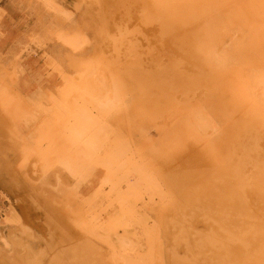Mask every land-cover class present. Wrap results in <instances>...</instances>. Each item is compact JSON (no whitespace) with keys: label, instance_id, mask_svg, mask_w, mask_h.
Returning <instances> with one entry per match:
<instances>
[{"label":"rangeland","instance_id":"1","mask_svg":"<svg viewBox=\"0 0 264 264\" xmlns=\"http://www.w3.org/2000/svg\"><path fill=\"white\" fill-rule=\"evenodd\" d=\"M141 1L0 0L4 261L257 264L264 0Z\"/></svg>","mask_w":264,"mask_h":264},{"label":"bare ground","instance_id":"2","mask_svg":"<svg viewBox=\"0 0 264 264\" xmlns=\"http://www.w3.org/2000/svg\"><path fill=\"white\" fill-rule=\"evenodd\" d=\"M123 2H124V0H122ZM148 1V0H147ZM155 1V0H154ZM160 3H161V1L163 2V3H166L167 2V0H166V2L164 1V0H158ZM241 1V0H240ZM100 2V1H99ZM125 2L126 3H128L129 4V6L131 7V5H132V7H131V10H130V12H127V9L124 11V9H123V12L124 13H122L121 12V15H120V12H119V14H117L118 15V20L120 21V24H121V27L123 26V24L121 23V21L122 20H124L125 18H127V17H131L132 15V13L134 14V17L137 15V14H139V11H144V5H143V3H142V1L141 2H139V0H125ZM149 2V1H148ZM153 2V1H152ZM158 2V3H159ZM169 2V1H168ZM167 2V3H168ZM109 3V2H108ZM155 3V2H154ZM157 3V4H158ZM171 3H172V1H171ZM171 3L169 2L168 4L169 5H171ZM174 3V2H173ZM230 3V2H229ZM101 4V3H100ZM99 4V5H100ZM117 4V3H116ZM156 4V3H155ZM156 4V5H157ZM167 4V5H168ZM183 5H184V3H183ZM159 6H161V5H159ZM163 6V5H162ZM173 6V5H172ZM174 6H175V4H174ZM185 6V5H184ZM104 7H105V5H104ZM149 7V6H148ZM187 7V6H186ZM189 7V6H188ZM127 8H128V6H127ZM159 8V7H158ZM169 8V7H168ZM148 9V8H147ZM146 9V10H147ZM164 9V8H163ZM121 11V10H120ZM147 12V11H146ZM237 12V11H236ZM147 13H151V12H147ZM234 13V12H233ZM166 14H167V12H166ZM139 15H141V13L139 14ZM159 15V14H158ZM165 15V14H164ZM190 15V14H189ZM232 15V14H231ZM146 16V15H145ZM169 16H170V14H169ZM175 16V15H174ZM177 16V15H176ZM186 16V15H185ZM236 16V15H235ZM116 17V16H115ZM153 18V17H152ZM115 19H117V18H115ZM135 19V18H134ZM167 19V18H166ZM170 19V18H169ZM240 19V18H239ZM239 19H237V20H239ZM126 20V19H125ZM244 20V19H243ZM130 21V20H129ZM131 21H133L132 19H131ZM242 21V20H241ZM240 21V22H241ZM126 22V21H125ZM127 22H128V20H127ZM168 22H169V20H168ZM172 22V21H171ZM124 23V22H123ZM129 23V22H128ZM155 23V22H154ZM153 23V24H154ZM161 23V22H160ZM129 24H132L133 25V23H129ZM119 25V24H118ZM125 25V24H124ZM170 25V24H169ZM159 26V25H158ZM155 27V26H154ZM172 27V26H171ZM122 29V28H121ZM146 29V28H145ZM122 31V30H121ZM125 31V30H124ZM159 31V30H158ZM173 31V30H172ZM247 31V30H246ZM108 32V31H107ZM118 32H120V26H119V28H118ZM249 32V31H248ZM106 33V32H105ZM160 33V32H159ZM150 35V34H149ZM163 35V34H162ZM165 35V34H164ZM112 36V35H111ZM163 38H164V36H163ZM137 40V39H136ZM254 40V39H253ZM111 41V40H110ZM152 41V40H151ZM169 41V40H168ZM255 41H256V39H255ZM255 41H253L254 43H255ZM253 42H251V43H253ZM257 42V41H256ZM111 43H113V42H111ZM153 44V43H152ZM170 44V43H169ZM253 45V44H252ZM255 45H257V44H255ZM250 47V46H249ZM254 47V46H253ZM218 48V47H217ZM150 49V48H149ZM255 49V48H254ZM239 51V50H238ZM249 53V52H248ZM165 54V53H164ZM163 54V55H164ZM175 54V53H174ZM217 54V52L216 51H214L213 52V60H216L217 61V59H216V57L218 56V55H216ZM229 54V53H228ZM227 54V55H228ZM240 54V53H239ZM219 56H223V55H219ZM234 57V56H233ZM224 58V57H223ZM230 58H232V57H230ZM230 58H227V60L226 61H224V62H229L228 61V59H230ZM188 59V58H187ZM219 59V58H218ZM174 60V59H173ZM220 60H222V59H220ZM220 60H218V61H220ZM224 60V59H223ZM222 60V61H223ZM230 60H232V59H230ZM234 60V59H233ZM233 62H235V61H233ZM233 62H229V63H233ZM220 63V62H219ZM222 63V62H221ZM237 62H235L234 64H236ZM225 64V63H224ZM217 65H218V63H217ZM221 65V64H220ZM223 65V64H222ZM243 72H245L244 70H243ZM250 77H252V78H258V77H255V75L253 76V74H251V76ZM249 77V78H250ZM262 77V75L260 76L259 75V78H261ZM153 78V77H152ZM251 78V80H253ZM258 78V79H259ZM147 80V79H146ZM148 80H150V79H148ZM253 82H255V83H253ZM260 82H261V79L260 80H253L251 83H253V84H255L256 86H257V84L259 83L260 84ZM248 83V82H247ZM250 83V82H249ZM251 83H250V85H251ZM261 83H263V82H261ZM254 85V86H255ZM253 86V85H252ZM255 86V87H256ZM246 87H248V85L246 86ZM260 89H261V91L260 92H262L263 94H258L259 96H263L264 95V85L263 84H260ZM249 89L247 90V92H246V95H248L249 93H251V91H250V89L252 90V88H250V87H248ZM254 88V87H253ZM256 90V89H255ZM258 90H259V87H258ZM259 92V91H258ZM259 92V93H260ZM172 93V92H171ZM257 92H255L254 93V91H253V95H254V98H252V96H250V99H249V105H247V104H245V103H241V104H245L246 106H247V110L249 111V112H251L252 113V115L253 116H258L259 114H260V112L261 111H264V105L262 104V100H259V97H257V95H255ZM6 99H7V97H6V94H4V92H1L0 93V103L1 104H3L4 105V103L5 104H7L8 103V101L6 102ZM261 99V98H260ZM245 100V99H244ZM5 101V102H4ZM253 103V105H251ZM9 104V103H8ZM245 105L243 106V108L245 107ZM6 107V106H5ZM242 107V106H241ZM203 123V122H202ZM201 124V123H200ZM199 127H200V125H198ZM202 127H203V124H202ZM202 127H201V129H202ZM200 129V128H199ZM205 129V128H204ZM184 145V144H183ZM215 148V147H214ZM250 157V156H249ZM171 159V158H170ZM179 168V167H178ZM27 172V171H26ZM207 172V171H206ZM260 173V172H259ZM15 177V176H14ZM12 179H14V178H12ZM200 179V178H199ZM226 179V178H225ZM16 180V179H15ZM180 183V182H179ZM226 184V183H225ZM208 185V184H207ZM230 185V184H229ZM202 188V187H201ZM235 195V194H234ZM231 196V195H230ZM237 196V195H236ZM212 197V196H211ZM242 198V197H241ZM238 200V199H237ZM227 201V200H226ZM240 202V201H239ZM27 205V204H26ZM216 205V204H215ZM20 207H22V208H20V210H22L21 212H23V206H22V204H20ZM24 207H25V205H24ZM214 207V206H213ZM224 207V206H223ZM223 209V208H222ZM28 210V209H27ZM39 210V209H38ZM224 210V209H223ZM221 212V211H220ZM26 213V212H25ZM24 212L23 213H21L23 216V219H25V221H26V223H28V224H30L31 222H33L32 221V219L30 218L31 217V215L28 217V215L27 214H25ZM237 214V213H236ZM46 216V215H45ZM213 217V216H212ZM46 222V221H45ZM219 222V221H218ZM23 223V222H22ZM24 224V223H23ZM25 225V224H24ZM31 229H32V227H31ZM259 232V231H258ZM210 233V232H209ZM62 234V233H61ZM68 235H70V234H68ZM72 235H74V234H72ZM206 235V234H205ZM241 235V234H240ZM66 236V235H65ZM73 237V236H72ZM222 237V236H221ZM23 238V237H22ZM218 239V238H217ZM233 239V238H232ZM65 240V239H64ZM59 242H63V241H60L59 240ZM68 242V241H67ZM234 242V241H233ZM264 242V241H263ZM239 244V243H238ZM60 245V244H59ZM238 248V247H237ZM240 248V247H239ZM217 251V250H216ZM221 251H223V250H220V252ZM225 251V250H224ZM225 252H227V250L225 251ZM193 253H195V252H193ZM209 253V252H208ZM232 253V252H231ZM230 253V254H231ZM256 253H258V252H256ZM211 254V253H210ZM213 254V253H212ZM222 256H223V254H222ZM234 257V256H233ZM255 257V256H254ZM257 257V256H256ZM201 259V258H200ZM229 259V258H228ZM234 259V258H233ZM246 259V258H245ZM257 259V260H256ZM254 258V260L257 262V264H264V248L259 252V256H258V258ZM14 260H15V262H14ZM24 260H26V259H24ZM167 260V259H166ZM205 260V259H204ZM212 260H213V258H212ZM232 260V259H231ZM252 260V259H251ZM55 261V260H54ZM216 261V260H215ZM220 261V260H219ZM228 261V260H227ZM233 261V260H232ZM242 261V260H241ZM250 261V260H249ZM255 261H252V262H249V263H253V262H255ZM178 262V264H200V262H199V260H195V258H194V260H191L190 259V261L189 260H179V261H177ZM204 262V261H203ZM245 262V261H244ZM243 262V263H244ZM248 262V261H247ZM228 263H230L229 261H228ZM232 263V262H231ZM234 263V262H233ZM237 263V262H236ZM0 264H28V262H25V261H22V260H20L18 257L17 258H14L13 259V261H11V262H8V261H4V259H2L1 257H0ZM221 264H223V263H221ZM254 264V263H253ZM256 264V263H255Z\"/></svg>","mask_w":264,"mask_h":264}]
</instances>
